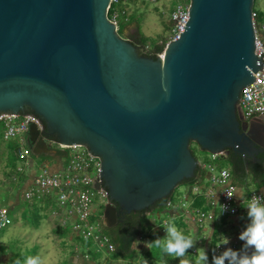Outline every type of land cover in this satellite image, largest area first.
<instances>
[{
    "label": "water",
    "instance_id": "water-1",
    "mask_svg": "<svg viewBox=\"0 0 264 264\" xmlns=\"http://www.w3.org/2000/svg\"><path fill=\"white\" fill-rule=\"evenodd\" d=\"M111 4L0 0V116L39 119L43 130L27 133L33 156L56 144L100 159L108 229L195 178L192 146L225 161L264 153V118L246 120L239 105L262 70L255 0H189L184 33L156 58L120 36Z\"/></svg>",
    "mask_w": 264,
    "mask_h": 264
},
{
    "label": "built area",
    "instance_id": "built-area-1",
    "mask_svg": "<svg viewBox=\"0 0 264 264\" xmlns=\"http://www.w3.org/2000/svg\"><path fill=\"white\" fill-rule=\"evenodd\" d=\"M127 1L123 0L122 4ZM151 1L156 2V0ZM113 2L119 4L118 0H112ZM189 10V0L178 2L177 6L171 10L172 25L168 43L178 40L184 33L190 18ZM252 20L256 36V55L262 61V70L255 73V81L246 86L241 93L239 105L246 120L264 118V12L253 9ZM110 21L116 25L117 31H119V14L117 12L111 16ZM158 55L162 56L163 52ZM33 125L39 130H43V124L31 114L0 116V134L3 140L17 142L18 160L26 167L33 166V154L27 144V133ZM68 149H71V152L65 164L61 159L54 162L58 166L56 170L50 171L48 165H43L42 172L35 175L31 185L25 191L24 199L29 203L41 201L45 207L46 202H49L47 208L55 227L69 229L72 241L74 239L84 240L87 243H93L97 252L111 254L115 251V246L103 231L105 227L104 210L108 204V197L102 189L100 181L101 161L99 158L91 156L84 147ZM213 158L217 159L216 156ZM200 166L208 172L211 188L203 190L199 185L192 186L191 191L195 196L204 195L210 201L208 211L196 210L194 222L199 228L216 220L217 214L214 210L217 208L219 210L217 216L220 218H239L247 212L246 208L244 210V205L248 200L254 196L264 197V192H252L245 199L238 198V188L234 183L230 169L217 170L212 164H201ZM23 170L24 168H19L20 172ZM96 183L100 185L99 189L95 188ZM227 195L232 197L229 198ZM217 196L219 197V206L216 202ZM221 205H226L227 210L221 212ZM178 207L185 208L186 204L178 205ZM174 208L175 205L172 202L167 204L166 209ZM101 210L103 214H99ZM11 225L12 218L9 209L0 208V231ZM140 240H144V238H140ZM238 245L239 243L234 240H231L227 245H217L212 251V259L213 256L223 255L227 248L238 251ZM90 249H84L88 255ZM75 250L77 253H82L84 258L89 259L90 256L85 251H81V245L75 244ZM224 264H229V260L225 259Z\"/></svg>",
    "mask_w": 264,
    "mask_h": 264
},
{
    "label": "rangeland",
    "instance_id": "rangeland-1",
    "mask_svg": "<svg viewBox=\"0 0 264 264\" xmlns=\"http://www.w3.org/2000/svg\"><path fill=\"white\" fill-rule=\"evenodd\" d=\"M183 1L187 2L188 0H157L156 2H152L151 0H145L144 2L136 0L131 4L125 3L120 6L117 12L119 14V27L121 30L120 35L126 36L128 29H133L135 35H137L138 32L136 29H139V33L142 38L147 41L149 46H154L159 43L162 44L164 40L169 41V34L171 30L169 25V23H171V10L177 6L178 2ZM254 9L259 12H264V0H255ZM122 10L125 11V14H123ZM16 143V141L3 140L0 134V208L5 205L4 202L1 201V198L5 194L3 185L7 186L10 183V178L8 176L11 172V168L8 166L10 147ZM51 146L54 150L61 148L56 144ZM192 147L195 157L201 164H212L217 170L230 169L232 172L231 163L229 161L219 160L218 158L214 159L212 155L202 152L198 147ZM50 156L51 155H42L36 157L32 155L35 162L34 167L32 169L30 168V171H35L36 174L39 175L42 172L43 165L53 164ZM16 165L18 167L20 165L19 162H16ZM190 187L191 186L189 185L182 184L174 191L172 196L175 201L179 202L180 206L186 204V207H189L188 205L190 203V199H185V197L189 194ZM250 187L251 189H254L255 185L251 183ZM10 194L11 193H8L7 195L10 196ZM36 207L27 211L25 218L19 221L16 219L15 214H11L12 225L3 231H0V264H16L17 261H19L20 264H26L28 257H38L41 264H71V261L75 264H139L137 260L140 259L148 249L149 242L148 238L145 236H148L151 231L150 229L153 218L150 216L143 217L145 239L142 241V247L137 246V248H135L138 250L135 255L136 260H133L130 263L129 261L117 262L113 258L112 254L97 252L93 243L88 242L91 244L89 255L85 250L83 251L90 256L89 259L91 263L84 262L83 259L85 258L83 255L82 259V256L75 257L71 254V246L74 244L72 236L63 240L53 234L52 230L54 221L49 220L48 208L43 206L41 201L36 202ZM37 210L38 214L42 216V220L40 221V226L38 228L35 224L36 219H33L37 215ZM226 224L231 226L230 222H225V225ZM177 229L179 230V228ZM162 232V234H158L157 236L163 238L165 236L164 229ZM210 232L211 229L204 231L203 235L199 236L198 239L196 236L195 238L193 237V231L188 233L182 232V234L190 236L195 241L198 240L203 243L209 239L208 245H210ZM233 235L236 236V233H233ZM207 249L208 248H206V250ZM199 250L200 247L195 249V246L191 248V250L189 249L192 253ZM190 254L191 253L188 252L183 259L189 260L190 264H195L197 256L191 257ZM208 262H210L209 258ZM153 264H179V259H167V255H165L159 262H155V260H153Z\"/></svg>",
    "mask_w": 264,
    "mask_h": 264
},
{
    "label": "trees",
    "instance_id": "trees-1",
    "mask_svg": "<svg viewBox=\"0 0 264 264\" xmlns=\"http://www.w3.org/2000/svg\"><path fill=\"white\" fill-rule=\"evenodd\" d=\"M118 1H119V4H116L114 2L111 4V8L109 10V18H111V16L115 12H118V9L120 8V6L124 5V4H122L123 0H118ZM134 1H136V0H128L126 2V4H131ZM141 1L144 2L145 0H141ZM122 12H123V14H125L124 10H122ZM261 20H262V15H261ZM169 25L171 27L172 23H169ZM120 31L121 30H119V32H118L119 34H120ZM134 39H135L136 45L138 46L137 48H138L139 53L143 56L151 57V58H156V56L158 54H161L164 51L166 43L168 42V40H164V42L161 41V42H163L162 44L159 43V44H156L154 46H149L147 41H145L142 38L140 33H138ZM17 150H18L17 143L10 147V153L8 156V161H9L8 166L11 168V172L8 175L10 178V183L7 186L3 185V187L5 189V194L3 195V197L1 196L2 197L1 201H3L5 205L1 208L7 207V202L10 198V196L7 195L8 193H11V195H14V194H17L19 192L20 194H22L24 196L25 191L28 188L27 187L28 177L25 175V173L20 172L19 167H17V165H16V162H19L18 156H17ZM191 150L193 152V147ZM70 152H71V149L60 148V149L56 150L55 155H51L50 157L52 159H61V160H63V163L65 164L68 160V156H69ZM193 154H194V152H193ZM229 162H231V160H229ZM240 162H241V160H240ZM255 168L256 169L253 171H254V173H256L257 177L259 175H264V167L263 166L259 165V166H256ZM234 173H236V172H233V175H234ZM204 179H206V170H204L200 166L198 168V170L196 171V177L193 179L187 180L184 184L189 185V186H193V185H199L200 186V185H203ZM5 187H7V188H5ZM169 202L176 204L177 201H175L173 196L170 199H165V200L159 201L150 209L149 214H151V213H155V214L159 213L160 214L161 212L166 210L167 204ZM48 205H49V202H46V207H48ZM200 205L201 204H199V206ZM26 208H30V207L27 206ZM36 213H37V215L33 219H36L35 224H36V227L38 228L40 226L39 223L42 220V216H40L38 214V210ZM99 214H103V211L101 210L99 212ZM146 216H147V214L144 211L143 212H133L131 214L123 213L118 217V220H122L118 225L119 230L116 231V230H113V228L108 229L106 226L104 227V230H103L104 233L110 237L111 242L115 246V251L111 254L117 262L118 261L119 262L120 261H123V262L129 261V263H130L133 260H136L135 255L137 254L138 250H136L134 248V245L138 243V240L141 236L142 237L144 236L143 217H146ZM53 234L55 236L65 240L68 237L70 238L71 231L69 229H62L61 227H54L53 228ZM214 234H215L214 240L212 241V247L211 248H213V246L219 241L218 240L219 232H218L217 228H216ZM146 238H148L149 243L156 239L151 234L146 236ZM74 242L77 245H81V251L82 252L85 248H89V249L91 248V245L89 243H87V241L80 240V239H74ZM188 252H189V250H188ZM71 254L74 255V251H71ZM165 255H167V259H172L171 256L164 253L161 249L156 248L155 246H151V247L148 246V249L146 250V252L143 254V256L140 259L137 260V262L139 264H143V263L145 264V261H147V264H153V260H155V262L156 261L159 262L164 258ZM190 256L192 257L194 255L190 254ZM21 264H23V263H21ZM208 264H211V263L208 262Z\"/></svg>",
    "mask_w": 264,
    "mask_h": 264
},
{
    "label": "crops",
    "instance_id": "crops-1",
    "mask_svg": "<svg viewBox=\"0 0 264 264\" xmlns=\"http://www.w3.org/2000/svg\"><path fill=\"white\" fill-rule=\"evenodd\" d=\"M136 31L139 33V29H136ZM132 32H134L133 29H128L127 35L129 36ZM59 161V159H52L53 164L48 165V168L50 171H54L58 168L57 165L54 164L55 161ZM34 159H32V163L33 166H29L26 167L24 166V164L19 162V168H24L23 173H25V175L28 177V181H27V187H29V185H31L36 172L35 171H30V168L32 169L34 167ZM264 175H259L258 177L256 176V173H254V171H243L242 173H234L233 175V179H234V183L238 188V197L245 199L250 193L252 192H264ZM238 179V180H237ZM255 185L254 189H251L250 184ZM203 190L207 189V188H211L210 182H209V174L206 171V179H204L203 185H200ZM192 190V186L189 189V194L186 196L185 199H190V203H189V207H178L179 202L177 201L175 205L174 209H166L165 211L161 212L160 214L157 213H151V214H147V217L150 216L153 218L152 221V226H151V231L150 234L153 235L156 239L160 238L159 236H157L158 234H162V230L164 229L162 226L167 224V223H173L175 224V226L177 228H179L180 231L182 232H190L193 231V237L195 238V236L198 237L203 235V232L206 230H210L211 229V236H210V245L209 244V239H207V241L205 243L203 242H199L197 239V241H195V249L200 247V250L203 249L206 251V253L208 254V258L210 260V263L212 264V251L213 249L220 244H224V236L229 238V243L231 242V240L237 241L239 243L238 245V251L242 250V246H243V241H241L239 239V234L244 230V228L246 227V225L248 224V218H247V212L243 213L241 215V217L239 218H233V219H224V218H220L218 215V208L216 210H214L216 212V220L213 223H210L202 228H199L195 222H194V217L196 214V210H204V211H208L210 209V201L209 198H206L204 195H200V196H195V194L191 191ZM15 196V197H14ZM24 196L22 194H20L19 192L17 194L11 195L10 194V198L7 202V207L10 211V216L11 214H15L16 215V219L22 220L25 218L26 212L30 211L32 208H34L36 206V203H29L27 201H25V199L23 198ZM205 202V203H204ZM216 202L219 206V197H216ZM199 204H201L199 206ZM198 205V206H197ZM27 206H29L30 208H26ZM180 206V205H179ZM185 209V210H184ZM245 210V208H244ZM164 215V216H163ZM49 220H51L50 218V212H49ZM225 222L231 224V226L229 225H225ZM180 224V225H179ZM55 227V223L53 228ZM216 228L218 229L219 232V236H218V242L212 247V241L214 240V233ZM53 232V230H52ZM233 233H236V236L233 235ZM230 235V236H229ZM145 236V235H144ZM140 237V238H144L145 237ZM138 240V243L134 245V248H137V246L142 247L143 240ZM75 244V242H74ZM72 244V248L71 251H74V255L73 256H82V253H77L75 250V245ZM197 244V245H196ZM138 247V248H140ZM206 248H208L206 250ZM191 250V249H190ZM253 250L249 249L248 253L249 255L251 254ZM192 255L197 256L198 255V251H195L194 253L190 252ZM80 258V257H79ZM197 258V257H196ZM83 259V256H82ZM84 262H88L91 263L90 259H83ZM123 262V261H122ZM71 264H75L73 261L70 262ZM93 263V262H92Z\"/></svg>",
    "mask_w": 264,
    "mask_h": 264
},
{
    "label": "clouds",
    "instance_id": "clouds-1",
    "mask_svg": "<svg viewBox=\"0 0 264 264\" xmlns=\"http://www.w3.org/2000/svg\"><path fill=\"white\" fill-rule=\"evenodd\" d=\"M227 196L232 197L231 195ZM244 208L247 209L249 223L239 234V239L244 242L242 250L236 251L227 248L223 255L213 256L212 264H224L225 259L229 260V264H264V197H252L245 203ZM221 210V212L227 210V206L221 205ZM162 227L165 236L151 241L148 246H155L172 258L179 259V264H190V261L183 257L186 256L189 249L195 246V240L190 236L183 235L173 223H167ZM228 243L229 238L224 236V244ZM249 249L253 250L250 255ZM16 264H20V262L17 261ZM26 264H41V262L38 257H28ZM195 264H208V255L205 250L198 251Z\"/></svg>",
    "mask_w": 264,
    "mask_h": 264
},
{
    "label": "flooded vegetation",
    "instance_id": "flooded-vegetation-1",
    "mask_svg": "<svg viewBox=\"0 0 264 264\" xmlns=\"http://www.w3.org/2000/svg\"><path fill=\"white\" fill-rule=\"evenodd\" d=\"M124 39H126L128 42H130L131 44H133L134 46L138 47L135 43V33L132 32L129 36H122ZM258 120H256L254 123L256 125H259V122H257ZM258 128H256V133H257V137L259 140H261L262 142L264 141V124H261L259 126H256ZM259 130V132H258ZM229 158H231V167H232V171L233 172H237V173H242L243 171H253L255 170L256 166H263L264 167V153H260L256 156V158H250V157H243V156H239L234 154L233 152L230 153ZM241 160V162H240ZM238 162V163H237ZM122 220H118L117 225H115V227H113V230H119L118 229V225Z\"/></svg>",
    "mask_w": 264,
    "mask_h": 264
}]
</instances>
